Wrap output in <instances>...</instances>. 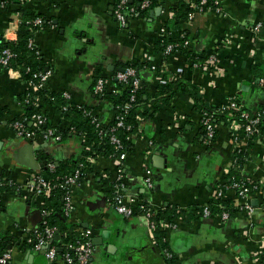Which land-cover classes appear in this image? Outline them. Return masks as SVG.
<instances>
[{
    "label": "crops",
    "instance_id": "crops-1",
    "mask_svg": "<svg viewBox=\"0 0 264 264\" xmlns=\"http://www.w3.org/2000/svg\"><path fill=\"white\" fill-rule=\"evenodd\" d=\"M24 1L25 7L47 21L35 34L51 72L46 89L69 92L73 104L93 107L103 121L113 119L115 108L110 94L94 93L96 78L112 77L122 63L141 64L147 101L137 107L138 126L130 134L122 180H117V160L99 155L91 163L92 171L72 188L70 237L86 230L92 241L102 237L94 245L90 264H170L171 259L173 264H262L263 138L232 131L226 117L219 119L215 139L208 140L195 100L179 93L166 100L159 90L164 75L181 76L197 87L206 106L222 109L236 98L251 112L264 108V0H218L222 11L196 12L184 23L190 29L189 54L179 50L169 56L155 45L162 27L175 26V0H153L146 13L129 16L124 27L114 14L117 0ZM183 1L189 5L197 0ZM16 12L0 0V44L5 38H17ZM257 24H261L259 31H255ZM176 36L177 32L172 38ZM214 54L218 69L196 64ZM29 89L18 70L0 64V169L15 182L0 191V243L7 241V250L12 251L8 264H67L62 257L48 260L50 244L39 250L23 244L45 219V196L33 193L27 183L38 175L51 179L50 163L70 166L87 149L78 134L56 140L41 131L32 138L16 133L13 123L29 107L24 99ZM43 110L49 126L59 130L69 126L57 105L46 104ZM233 169L260 185L249 194L257 211H233L227 221L198 215L195 208L216 200L214 190ZM147 170L152 187L146 182ZM116 190L136 206L150 204L170 223L152 228L141 214H119L112 204ZM223 199L237 202V191L228 188ZM167 209L183 212L171 218L164 214ZM54 243L64 245L61 234ZM167 250L172 258H166Z\"/></svg>",
    "mask_w": 264,
    "mask_h": 264
},
{
    "label": "built area",
    "instance_id": "built-area-1",
    "mask_svg": "<svg viewBox=\"0 0 264 264\" xmlns=\"http://www.w3.org/2000/svg\"><path fill=\"white\" fill-rule=\"evenodd\" d=\"M130 0H117L114 8V14L117 20L120 22V25L123 27L127 25L129 16L135 15L136 7H128V2ZM211 3V4H210ZM2 4L5 5V0H2ZM142 9L148 8L150 6L149 0H144L140 4ZM189 6L193 10H197L198 12H203L207 9L214 8L217 11H222V6L218 0H197L196 2H192ZM18 20L17 28H19V24L21 22L20 13L17 11ZM195 15V11L190 12L189 19H193ZM34 24L39 27L38 30L42 29L46 24V20L39 16L34 19ZM261 28V24H257L255 26V31H259ZM18 31V29H17ZM174 36V33L170 31L166 27H162L160 30V36ZM7 37V36H6ZM6 41H14V39L5 38ZM17 39V38H16ZM15 39V40H16ZM175 42H171L166 46L165 51L163 52L164 56H169L174 52H177L181 49V47H188L190 45L191 39L187 36L185 32L177 33L175 37ZM14 56L12 51L9 48H5L0 55V64L6 69H13L10 67L11 58ZM198 66H213L216 69L217 67V56L211 55L205 61H198L196 63ZM148 67V65L144 66ZM153 70L157 68L156 65L149 66ZM50 71L36 73L35 76H38L40 79L39 84H35L32 81H27L30 86V91H34L37 89L46 88V82L50 75ZM137 68L133 66H127L125 68L119 69L115 75L112 77H103L99 76L96 78L94 85V93L101 97H105L109 95L111 92L116 93L122 90L121 86L118 83H122L123 87L132 86L135 91L140 86L141 79L138 76ZM65 99L67 100L68 105H61L62 111H67L68 106H77L81 107L82 104H73L71 102V95L69 92L65 91L62 93ZM137 98L134 93L131 94L130 99L124 102L121 105H118V113L115 112L113 119L116 120L115 124L111 127V136L110 141L115 146L117 153L114 158L118 162V173L117 180H122L123 177V165L124 160L127 157L128 149L125 146L122 138L117 134V130L120 128H124L126 130H131L132 125L127 124L125 118L127 114L137 105ZM41 102H36V112L31 116H22L19 119L15 120L13 123V127L16 133L19 136H28L32 138L35 136L38 131L41 129L43 124L48 123V116L45 114L44 110L41 108ZM222 112L226 113L227 120L230 122V129L232 131L241 130L245 136H258L263 138L264 140V127H263V117H264V108L251 112L246 108L242 107L239 101L236 98H232L229 102L222 107ZM215 111H205L202 116V125L206 131V137L208 140H212L216 135V125L213 122ZM92 118V121L96 124L99 134H103L104 125L108 122H105L101 119V117L94 111L90 109L86 112ZM34 126L31 131L27 130V122H29ZM65 129H69V132L72 134H77L76 130L69 124V126ZM43 135L46 138H55L56 140H62V133L59 132V129L54 128L53 126H49L46 131L43 132ZM236 138H240L239 134H234ZM90 155L88 156L89 162L93 163L95 157L92 156V151H89ZM49 168L55 172L56 166L52 163L49 164ZM83 164H80L78 168L74 170L73 173L66 175L60 183H58L64 190V201H65V212L68 216L71 215L74 209V205L72 202V188L79 181V178L82 174ZM146 182L152 187L153 186V178L150 170L146 171ZM15 182L6 177L2 170L0 169V186L13 187ZM28 187L35 194L46 196L56 185L52 184L50 179L43 177L42 175H38L35 178L31 179L27 183ZM260 185L254 184L250 182L246 178H242L241 180L233 181L232 183H228L227 180H222L217 188L214 190V196L216 199H223L228 188H233L237 191V202L233 205V211H246L249 213H254L257 211V206L251 202V198L249 194L252 190L258 189ZM112 204L116 212L119 214L130 217L137 214L143 215L149 225L152 228H156L158 226L167 225L170 222L167 221L163 216H158V213L150 204L141 203L139 206L128 202L125 199V195L120 191L116 190V193L112 197ZM264 209V206L262 207ZM198 215L201 217H212L216 216L221 218L223 221H227L232 212L228 210V208L222 203H217L214 201L213 204L207 203L200 205L198 208L196 207ZM179 212H183L180 210ZM1 213V210H0ZM44 216H46L47 211L44 209ZM158 216V217H157ZM157 217V218H156ZM44 219V223H45ZM55 229L46 226L43 231H36L33 235H29L26 240L28 242L33 243V247L37 250L43 248L50 244V248L47 252V258L50 262H54L57 258L58 249L56 246L51 245V240L55 237ZM63 256L62 258L67 264H90L92 260V256L95 251V246L92 241V236L89 231H84L77 237H72L67 242L64 243L63 247ZM264 251V249H263ZM166 258H172L173 253L170 251H165ZM12 258V251L7 250L3 253H0V264H8ZM264 264V262H262Z\"/></svg>",
    "mask_w": 264,
    "mask_h": 264
},
{
    "label": "trees",
    "instance_id": "trees-1",
    "mask_svg": "<svg viewBox=\"0 0 264 264\" xmlns=\"http://www.w3.org/2000/svg\"><path fill=\"white\" fill-rule=\"evenodd\" d=\"M4 1V0H3ZM142 0L139 4L132 3L131 1L128 2V7H136V13L135 15H143L149 10V7L153 6L155 4V1H150V6L148 8L142 9L140 4L143 2ZM176 4L173 5V10L176 12V21L174 27H168L169 30L173 33H182L185 32L187 36L189 37L190 29L188 25L184 26V23H186L189 19V14L192 11L198 12L197 10H193L186 2L183 0H175ZM24 0H5V6L6 8L15 7L16 10L20 13L21 16V22L19 24V28L17 31V39L14 41H2L0 44V55L2 51L5 48H9L14 56L11 58L10 67L13 69L18 70L21 73V76L26 81H32L35 84H39L40 79L38 76H35L36 73L40 72H46L49 69L46 68V64L42 55L41 50L35 43V34L38 31L39 27L34 24V19L41 16L44 19L45 16L43 14H38L33 12L32 10L25 7ZM211 4V3H210ZM47 22V21H46ZM172 38V36H161L159 38L158 42L156 43L155 47L157 51L164 52L166 49V46L171 43L175 42ZM181 51L185 52L186 54H189V52L186 50V47H181ZM127 66H133L137 68L138 76L141 79L140 86L135 91L133 90V87L127 86L123 87L122 83H118L122 90L116 93H110V98L113 99L114 102V108L115 112L118 113V105L123 104L127 100L130 99V96L132 93L136 95L137 98V105L132 108V110L127 114L125 121L127 124H131L132 128L131 130H126L124 128H120L117 130V134L122 138V140L125 143V146L127 147L128 151L131 148L130 143V134L137 128L138 126V120H137V107L140 102H143L144 95L146 93V88L143 84V80L141 78V64L139 62H127L122 63L121 68H125ZM143 67L146 66V64L142 65ZM181 94L185 95V97H190L195 100V106L200 109V111H215L213 122L216 125V135H217V124L220 118H226V113L222 112L221 108H212L209 106H206L205 101L203 97L199 94L197 87L194 84H191L188 80L181 76L175 77L174 75H164L163 80L160 83V90L159 94H166V100H168L170 97H172L175 94ZM99 96V95H98ZM24 99H26V104L29 105V107L26 108L25 113L22 116H31L33 113L36 112V102H41V108L43 109L46 104H55L59 107L60 112L63 114V117H65L66 120H69L70 125L76 130L77 134L80 135L83 139V145L85 146V154L82 156L76 163L68 165L66 164H60L56 165V171L52 173V176L50 177V181L52 184L56 185L46 196H45V210L47 211V214L45 216V223H43L38 231H43L46 226H50L55 229V232L58 231L59 234H61L63 242H67L70 237V233H72V229L74 228V225L69 223V216L65 212V201H64V190L63 188L58 184L62 179L71 173L74 172L76 168L80 166V164H83L82 168V174L79 178V180L85 179L86 175H88L92 171L91 163L89 162L88 156L90 155L89 151H92V156L96 157L99 155L106 156V157H114L117 153V150L115 146L110 141L111 136V127L115 124L114 119L106 123L104 126V132L103 134H99L98 129L96 127V124L92 121V118L86 114V112L90 109H93V107L82 104L81 107L77 106H68L67 111L61 110V105H68L67 100L63 96L62 93H56L49 91L46 88L37 89L34 91H28L25 92ZM147 101V99L145 100ZM95 111V110H94ZM21 116V117H22ZM19 119V118H18ZM49 123V122H48ZM43 124L41 126V129L39 131L44 132L49 127V124ZM27 130L31 131L32 127H34L30 121L27 122ZM203 135L206 137V131L204 127H202ZM59 132L62 133V139L73 135L71 132H69V129L65 130H59ZM76 134V133H75ZM216 135L213 139H215ZM236 161L241 164L242 160H240V157H237ZM69 167V168H68ZM71 169V170H70ZM243 176L235 169L232 170L229 177H227V182L232 183L236 180H241ZM12 187L7 186H0V191L2 189H9ZM217 203H222L225 205L228 210L231 212L233 211V205L234 202H230L224 199H216ZM211 204L214 203V201L210 202ZM171 212V213H169ZM161 212L158 213V216H160ZM164 214L170 216L171 218L175 215H180L181 212L175 209L169 210L167 209ZM157 216V217H158ZM156 217V218H157ZM35 233V232H34ZM33 233V234H34ZM31 234V235H33ZM24 245L32 246L33 243L28 242V240L23 241ZM8 242H2L0 243V246L2 248L0 249V253H3L7 251V244ZM55 244V243H54ZM53 246H56L58 249L57 257L63 256V246H57L55 244ZM60 247L62 248V251H60ZM262 257L264 259V252L262 253ZM170 264H173V259L169 260Z\"/></svg>",
    "mask_w": 264,
    "mask_h": 264
},
{
    "label": "water",
    "instance_id": "water-1",
    "mask_svg": "<svg viewBox=\"0 0 264 264\" xmlns=\"http://www.w3.org/2000/svg\"><path fill=\"white\" fill-rule=\"evenodd\" d=\"M130 1H131V0H130ZM140 1H142V0H140ZM121 69H122V68H121ZM58 234H59V233H58V231H57L56 234H55L54 239L57 238ZM103 236L105 237L106 235L104 234ZM98 238H99V239L97 240V242H96V239L93 238V244H94V245H99V244H100V240H101L102 237H98ZM54 239H52L51 242H53ZM47 248H50V245H48ZM59 250L62 251V248H60Z\"/></svg>",
    "mask_w": 264,
    "mask_h": 264
}]
</instances>
